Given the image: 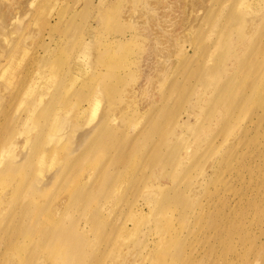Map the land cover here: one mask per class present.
<instances>
[{
  "label": "rangeland",
  "instance_id": "374dc122",
  "mask_svg": "<svg viewBox=\"0 0 264 264\" xmlns=\"http://www.w3.org/2000/svg\"><path fill=\"white\" fill-rule=\"evenodd\" d=\"M0 1L16 15L4 29L0 19V129L5 135L18 127L36 95L22 92L30 77L44 74L38 119L28 137L18 136L16 151L26 154L46 135L37 164L44 156L52 164L30 170V191L48 206L42 219L76 223L73 242L80 240L72 244L81 248L63 261L41 252L36 234L0 227L7 239L0 240V264H264V158L253 148L264 152V0H106L108 22L102 36L91 28L87 45L95 49L70 87L85 21L77 19L74 33L56 25L67 0ZM57 116L63 126L53 140ZM252 117L254 130L246 126ZM103 122L118 148L107 173L121 176L115 186L102 183L110 176L84 184L94 189L90 206L69 211L76 186L58 177ZM240 127L251 130L232 176L229 148ZM137 147L145 151L135 159ZM84 165L79 180L100 173L99 161ZM7 190L0 188V208ZM8 225L16 226V215Z\"/></svg>",
  "mask_w": 264,
  "mask_h": 264
},
{
  "label": "bare ground",
  "instance_id": "6f19581e",
  "mask_svg": "<svg viewBox=\"0 0 264 264\" xmlns=\"http://www.w3.org/2000/svg\"><path fill=\"white\" fill-rule=\"evenodd\" d=\"M57 1H59V0H54L55 3ZM62 2H64V0H62ZM67 2L70 3V5L68 6L67 9H65L64 15L62 16V20L57 22L56 25L59 24V26L64 27L66 32L73 30L71 32L74 33V30L77 27V24H76L77 19L81 18V21H85V23L82 25L81 28L78 26L79 29H82L81 32H82V35L85 39L81 40V42L77 43L78 46H76V48H78V51H79L78 54L79 55H77V57H76L75 66L71 65V75H70V79H69V87H70V86H74L76 83H78L82 79V75L85 73V71H87V67L90 63V61H89L90 60V54L92 51H94L93 49H95L92 46L87 45L89 39H91V37H92V33H90L91 28L93 27V28L97 29L100 32L99 34L101 35V29L104 28L106 26V23L108 22L109 12L106 8H102L103 6H105L106 0H67ZM44 9H46V8H44ZM21 10L24 12L25 9H21ZM47 10H49V9H47ZM22 11H21V13H22ZM44 11H43V13H44ZM15 16L16 15H14L13 11L12 10L10 11L9 8L6 5H4L2 1H0V19H2V28L3 29L7 28L9 26L7 24H9V21L11 22V20L14 19ZM52 24H53L52 22H49V26H51ZM0 35H2L1 32H0ZM5 41H7V40H5ZM116 42L121 43V42H123V40H120L118 38ZM1 45L2 44H0V46ZM73 46H74V44H73ZM1 47H3V45ZM48 47H50V46H48ZM252 70H253V72H258L259 67L254 64V65H252ZM37 74H39V73H37ZM32 77H30L31 78V79H29L30 83L27 84V88L24 89L22 94L25 97L35 95V94L36 95L33 96L34 98H32V101L29 102L28 108L25 111V116L23 117L22 115H20V116H22V118L19 119V123L16 121L18 123L17 124L18 129L14 127L15 129L12 130V128H13L12 127L11 129H9L8 134L4 135V131L1 130L2 125L0 127L1 128L0 129V188H2V189H5L6 187L8 188L5 198L1 197V201H3V204H2V207L0 208V227L12 228L19 235L21 233H23L22 236L25 238L29 237L30 235L36 234L39 238V242H40L39 246H40L41 252H45V250L46 251L49 250V252L52 253V256L54 258L57 256L62 257L63 261H65L64 258L65 259H67V258L71 259V254H72L71 251H75L76 247H77V249L80 248L79 246H76L74 249L73 247L75 245L72 244L74 236L75 237L77 236L78 238H80L79 237L80 232L78 233V226H74L73 224H76V223L73 222V224H71L72 226L69 225L70 226L69 227L66 224H63L64 220L61 223V221H59L58 219L57 220L52 219V218H49L48 220L47 219L45 220L44 218L42 219L41 213H43L44 216L46 214H48L49 211L47 213L45 211L46 207L48 208V206L45 205L46 207L44 206V208H43V206H41L39 203H37L36 196H38L39 194H35V191H30V189L32 188V184H30V182H28V178L30 180L32 179V177H30L29 172H30V170H34L36 165H38L40 168L43 169V168H49L52 164V163L49 164L45 160L46 156L40 158V163L37 164V160L41 156V153H42V138L45 137L46 135L42 134L41 135V137L43 136L42 138H39L37 141H34L33 143H31L32 147L30 146V148H29V150H27L26 154L24 153V154L20 155V153L16 151V148L18 146L17 145L18 143L16 142V140L19 139L18 136H27L28 137L29 130L32 129V127H35V120L38 119V116L36 115V111L38 110V107H39L38 104H40V101H41L40 98H41V96H43L40 94V92H41L43 83L47 80L46 76L44 74H41V73L38 76H35V77L32 76ZM28 99H29V97H28ZM79 99L81 101V99L85 100L86 98L84 95L83 96L80 95ZM25 100H26V98H25ZM50 114H51V108H49L47 111H45L43 116L49 117ZM251 125L253 127V130H254L255 125L256 126L258 125V123L255 121V119L253 117L246 121V126L251 127ZM62 126H63V124L61 123L59 116H57L54 119V123H53V127H52L53 132L51 134H48L49 138H53V140H54L56 137H58L57 133L59 131H61L60 128ZM155 128H159V126L155 127ZM250 130L251 129L249 127H246V128L240 127L239 128V131H240L239 135L233 140L232 144L230 145V148H229V154H230L229 155V157H230L229 165L231 167L230 172H229L230 175H232L234 173V171H233L234 163L236 164V161H238V159L241 158V156H243V155H241V156L238 155V153H241L240 152L241 150L238 151L237 148L239 146H242V148H243L246 145L244 139L250 135ZM149 131H151V135L153 133H155L153 123L151 124V128ZM114 132L115 131L112 129L111 125L107 122H103L102 124H99L97 127H95L87 135L88 141L85 142L86 145L84 143L85 148H84L83 152L80 155H78L77 157H75L74 159H72L67 164V167L63 171V174L60 175V177H58V179L61 178L65 183H67V184L72 183L74 186H76V188L73 189L72 196H70L71 201H70V204L68 205V210L71 207H73V208L76 207L73 210H78L77 207L79 208V206H81V205H84V206L87 205V207L90 206V197H91L90 195L92 194L94 189H93V191H92V189H86L84 187V184H87L91 181L95 182L98 179H100L99 177H101V176H105V177L110 176L111 177L108 179L105 178L104 182H102L103 184L110 183V186H115L117 184V182L121 176V173L120 174H115L112 172L107 173L108 163L111 162L110 160L112 158V154H110V152L111 151L114 152L115 150L118 149V148L115 149V147H111L112 146L111 139L115 135ZM27 137H26L25 143L30 144V139H28ZM116 146L118 147V145H116ZM253 148L255 150L256 159L257 158H259V159L264 158V152L263 151L257 150V148H255V147H253ZM144 151H145V148L142 149L141 147H137L136 149L133 150V153H134L133 156L136 159V158H138L139 153L144 152ZM238 156H240V157H238ZM253 157H254V155H253ZM92 158L95 161L100 162V167H101L100 173L92 176L91 177L92 179L90 178L88 180V182H84V181L79 180L77 178L79 175V172H82V169L85 166L84 164L89 159H92ZM128 158H129L128 156L124 157L122 159L123 162L126 161ZM115 161H116V159H115ZM261 164H263V162ZM120 165H118V166H120ZM258 165H259V163H258ZM75 169H77L76 170L77 176H74L73 178H71V173L74 172L73 170H75ZM237 173H239V172H237ZM255 178H256V176H255ZM102 183H100L98 185H101ZM256 183H255V185H256ZM96 185H97V183H96ZM252 185H254V184H252ZM78 187H80V188H78ZM27 191H29V192H27ZM237 192H238V189H237ZM26 195H29V196H26ZM21 197L27 198L28 200H24V202H23L21 200ZM262 200H264V199H262ZM246 201H247V199H246ZM167 202H168V198H164L163 203L166 204ZM256 205L257 204L253 203L254 207H256ZM248 206H249V203H248ZM253 206H252V208H253ZM258 206H257V208H258ZM57 207L59 209L61 206L57 205ZM43 210L45 212H43ZM73 210H72V212H73ZM248 211H249V209H248ZM67 213H68V211H67ZM64 214H63V216L66 215V214L65 215ZM15 215H16V226L8 225V223L15 217ZM237 215H238V213H237ZM237 215H235V216H237ZM47 217H49V215ZM243 218H244V216H243ZM257 218H259V217H257ZM27 219L31 220V224L27 223V221H29ZM233 223H234V221H233ZM91 224H92V222H91ZM229 225H232V223L231 224L229 223ZM78 238L77 239L75 238V239L78 241V240H80ZM84 239L82 238V240H84ZM0 240H7V239H4L0 235ZM76 240H74V242ZM87 240H89V239L87 238ZM89 241H87V242H89ZM75 243H77V242H75ZM79 243H81V241ZM84 244H81V245H84ZM77 245H79V244H77ZM81 247H83V246H81ZM84 247H85V245H84ZM72 248H73V250H71ZM80 251H82V250H79V251L77 250V252H78L77 254H80ZM85 251H86V247H85ZM29 252H31V251H29ZM75 253H76V251H75ZM28 255H29V253H28ZM85 256L86 255L84 254L83 257H85ZM24 257L25 256L23 255L22 258H24ZM29 257H30V255H29ZM81 257L82 256H80V258ZM27 258L28 257H26L25 259H27ZM0 259H1V257H0Z\"/></svg>",
  "mask_w": 264,
  "mask_h": 264
}]
</instances>
